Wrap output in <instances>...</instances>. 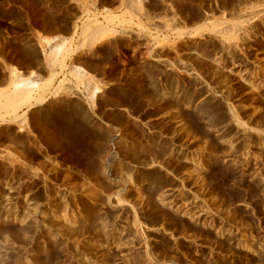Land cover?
<instances>
[{
	"label": "rangeland",
	"instance_id": "obj_1",
	"mask_svg": "<svg viewBox=\"0 0 264 264\" xmlns=\"http://www.w3.org/2000/svg\"><path fill=\"white\" fill-rule=\"evenodd\" d=\"M11 76L0 264H264V0H0Z\"/></svg>",
	"mask_w": 264,
	"mask_h": 264
},
{
	"label": "crops",
	"instance_id": "obj_2",
	"mask_svg": "<svg viewBox=\"0 0 264 264\" xmlns=\"http://www.w3.org/2000/svg\"><path fill=\"white\" fill-rule=\"evenodd\" d=\"M119 7L120 6L118 4H115V5L108 6L105 9L107 10L108 13H111L113 15H119L120 14ZM61 37L62 36L50 34V35L45 36L44 38L49 39L51 43H55L57 41L61 42L62 41V39H60ZM64 38L67 40L69 39V37H66V36ZM12 67H15V66L12 65ZM31 71L35 72V75H31ZM20 72H21L22 77L24 78L30 77L32 80H36L38 78V74H40L39 67H35L33 70H28L27 72L26 71H20ZM11 81H12V76L10 79L4 78L2 81H0V90H6L8 86L10 85Z\"/></svg>",
	"mask_w": 264,
	"mask_h": 264
}]
</instances>
